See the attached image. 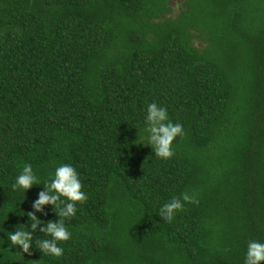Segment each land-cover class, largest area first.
I'll list each match as a JSON object with an SVG mask.
<instances>
[{
    "label": "trees",
    "instance_id": "16d2710c",
    "mask_svg": "<svg viewBox=\"0 0 264 264\" xmlns=\"http://www.w3.org/2000/svg\"><path fill=\"white\" fill-rule=\"evenodd\" d=\"M170 1L0 0V264H243L264 241V0ZM151 101L183 125L168 159L135 141ZM25 162L87 193L59 258L6 250L43 187L11 188Z\"/></svg>",
    "mask_w": 264,
    "mask_h": 264
},
{
    "label": "clouds",
    "instance_id": "9594fccd",
    "mask_svg": "<svg viewBox=\"0 0 264 264\" xmlns=\"http://www.w3.org/2000/svg\"><path fill=\"white\" fill-rule=\"evenodd\" d=\"M184 134L183 125L169 117L165 106L155 101L147 103L144 116L143 136L138 137L139 144L148 145L157 158L168 159L173 155V142ZM34 185H42L36 199L31 203V211L22 212L28 217L24 223H18L13 230L6 231L8 248H16V254L30 253L33 246L43 255L59 258L64 253L63 242L71 239L72 232L66 223L76 215L78 203L87 200L77 168L72 163H59L49 173L43 183L31 163L25 162L11 184L13 190H22L24 197ZM25 199V198H24ZM198 203L195 192L183 191L173 195L159 209V217L171 222L176 214L183 210L185 203ZM51 205L55 219L43 220L36 213L47 215L45 206ZM21 215V216H23ZM39 231L43 236H35ZM4 241V238L0 237ZM12 252V251H11ZM264 262V241L250 239L244 253L243 264H261Z\"/></svg>",
    "mask_w": 264,
    "mask_h": 264
},
{
    "label": "rangeland",
    "instance_id": "374dc122",
    "mask_svg": "<svg viewBox=\"0 0 264 264\" xmlns=\"http://www.w3.org/2000/svg\"><path fill=\"white\" fill-rule=\"evenodd\" d=\"M182 0H171L170 6H171V12L169 16H174L180 9V3Z\"/></svg>",
    "mask_w": 264,
    "mask_h": 264
}]
</instances>
